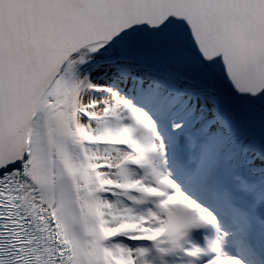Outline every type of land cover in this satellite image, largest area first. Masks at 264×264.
Segmentation results:
<instances>
[{
    "label": "snow or ice",
    "instance_id": "snow-or-ice-1",
    "mask_svg": "<svg viewBox=\"0 0 264 264\" xmlns=\"http://www.w3.org/2000/svg\"><path fill=\"white\" fill-rule=\"evenodd\" d=\"M0 264H264V0H0Z\"/></svg>",
    "mask_w": 264,
    "mask_h": 264
}]
</instances>
